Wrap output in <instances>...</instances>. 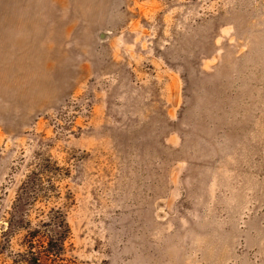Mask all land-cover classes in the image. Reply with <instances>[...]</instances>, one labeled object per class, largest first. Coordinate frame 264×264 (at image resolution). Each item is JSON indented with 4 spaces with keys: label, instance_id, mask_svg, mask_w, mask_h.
Wrapping results in <instances>:
<instances>
[{
    "label": "rangeland",
    "instance_id": "1",
    "mask_svg": "<svg viewBox=\"0 0 264 264\" xmlns=\"http://www.w3.org/2000/svg\"><path fill=\"white\" fill-rule=\"evenodd\" d=\"M38 175L52 264H264V0H0V264Z\"/></svg>",
    "mask_w": 264,
    "mask_h": 264
},
{
    "label": "trees",
    "instance_id": "2",
    "mask_svg": "<svg viewBox=\"0 0 264 264\" xmlns=\"http://www.w3.org/2000/svg\"><path fill=\"white\" fill-rule=\"evenodd\" d=\"M46 193L40 175L29 177L21 185L7 213V227L2 234L1 250H8L12 238L24 233L20 244L22 250L13 254V264H52L61 258L65 250V243L70 236L65 212L61 209L42 212L36 225L29 219V207L42 200Z\"/></svg>",
    "mask_w": 264,
    "mask_h": 264
},
{
    "label": "water",
    "instance_id": "3",
    "mask_svg": "<svg viewBox=\"0 0 264 264\" xmlns=\"http://www.w3.org/2000/svg\"><path fill=\"white\" fill-rule=\"evenodd\" d=\"M102 38L104 37V35L101 36Z\"/></svg>",
    "mask_w": 264,
    "mask_h": 264
}]
</instances>
